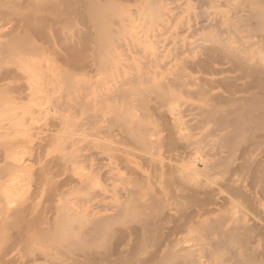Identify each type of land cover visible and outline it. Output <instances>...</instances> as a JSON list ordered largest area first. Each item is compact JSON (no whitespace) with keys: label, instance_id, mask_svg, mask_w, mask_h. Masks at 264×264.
Returning a JSON list of instances; mask_svg holds the SVG:
<instances>
[{"label":"rangeland","instance_id":"374dc122","mask_svg":"<svg viewBox=\"0 0 264 264\" xmlns=\"http://www.w3.org/2000/svg\"><path fill=\"white\" fill-rule=\"evenodd\" d=\"M85 1L87 2V0H0V76L3 73V75L9 74L5 78H0L1 264L8 262L14 264H136L137 261H131V256L134 250L137 251V248L139 250V252L137 251L139 262L137 264H144L142 262L146 255L149 257L148 252L151 253V249L154 252L160 236L169 228L167 225L171 226L177 222V217L181 212L183 214L187 208L189 211L190 208L193 209L194 205L204 203L201 197L204 198L211 189L213 193L228 188L235 189L234 183H237V187L240 186L238 188L241 191L244 187V198L247 192L255 190L253 182L258 178L257 171L260 162L264 163V151H261L264 149V77L259 74L245 76L243 73L235 71L236 68L234 69L232 64L224 63L221 64V67L224 66L225 70L222 71L220 65L218 66L219 71L222 72H216L214 75L211 73L198 74L200 77L206 78L213 75L222 81V83L219 80L216 82L218 87L214 91L220 87L223 88L221 91L225 90L230 84L232 93L225 90L228 92L227 96L233 97L235 96L233 93L238 92L237 94H250L252 99L244 105L239 102L241 99L231 98V96L227 98L226 92L225 94L220 92L218 93L220 96L223 93V96L226 97L222 96L224 100L195 97L190 99L188 104H183L182 101V108L186 107V109L181 108L183 113L180 112L181 114L176 115V120L184 121L183 123L178 121L183 124H180L181 129L179 130L175 126V119L167 113L164 105L160 102L146 100L149 103L143 105V103L138 104L140 102L135 100L138 102L137 105L134 104L135 101H131L134 100L131 96V98L126 97L131 99L127 101L115 93L118 91V87L115 89L118 83L123 82L125 86L127 81H131L128 79L133 78L134 73L132 72L136 70L139 72L138 69L147 66V63L152 64L153 58L158 54L161 55H159L160 57H164L159 59L166 58L167 61L170 57L172 58L169 61H173L177 55H180L181 58L185 57L184 59L187 56L192 61L193 58L202 59L206 53L215 51L217 47L216 51L224 52L229 48V50L241 49V47L244 49L243 46L248 44L250 36L263 38H261L263 41L257 59L264 68V0H230V2L229 0H220L221 3H218V7L216 5L214 10L216 14L218 13L220 21L226 19L222 25H228L227 23L230 21L235 25L238 22H243L242 19L254 20V22L258 20L259 27L257 28V24L252 26L255 30L253 28L251 30L248 26V28L241 27L242 29L237 30L236 34L234 30L233 35L228 31L221 33V29L217 30L218 32L216 30L211 32L213 29L206 31L199 28L198 32L195 29L197 33H194V29L188 30L189 32L182 29L180 32L178 29L181 27H178L177 30L176 28L174 30L176 34L172 31V27L167 23L169 21L171 23V19H176V17L177 22L181 18L185 19L186 16H188L187 21L189 17L194 18L193 15L196 14L195 11H198L201 4L200 0H196L198 4L194 0L196 5L194 2H188L189 0L187 3L186 0H181L184 3L178 4L180 0H177L178 5L173 7L171 5H175L174 1H172L174 4L166 2L167 6H165V4L162 5V0H143L144 2L142 0H98L102 3V6L98 5V8L103 7V10L106 11H102V13L110 14L107 15L111 16V21L110 19L109 21L113 23V29L122 25L121 28L119 27L120 30L117 29L120 33L117 34L115 30L117 36H113L119 42L113 39V44H105L107 46L100 43L104 48L106 47L104 51L110 56L109 61L106 56L105 60L100 55L103 48L98 44L96 34L98 32L96 30L94 32L96 27L92 21L94 17L97 21L100 19V15H105L96 10L97 6L96 9L94 8L95 13L93 12L94 14L91 15V11L88 10L91 7L89 1L92 0L87 2L89 8ZM153 1L155 5L151 3ZM168 3H171L169 4L170 8L176 9H173L174 13L172 9H169ZM180 6L184 8L180 9ZM156 7H160L158 10L162 12L161 14L158 10H153ZM195 8L197 10H194ZM162 9L163 11L168 9L167 19L170 18L168 17L170 11H172L171 14H175L174 17L170 14L171 18L168 21L165 16H161L167 14V11L163 12ZM177 11L180 13H176ZM153 12L155 15L159 13L154 17ZM222 13L224 14L222 15ZM185 20L178 22L180 24L172 22L174 25L181 26L183 22H186ZM162 22L167 24L166 27ZM115 23L120 25L115 26ZM163 26L164 29L167 26L170 29L163 30ZM87 30H90V33ZM151 32L152 34H150ZM161 34L165 37L162 38L163 40L161 39L163 43L160 40ZM216 35L217 37L219 35V38L215 37ZM10 36L11 38L7 39ZM212 37L218 40H214ZM141 39L144 43L141 42ZM175 40L182 45L180 44L181 46L178 45L176 48L173 43ZM220 40L219 45L218 41ZM157 43L159 45H156ZM188 43L189 46H186ZM152 45L159 49L147 48ZM125 46L126 48L123 50ZM166 47L167 49H165ZM223 48L225 50H222ZM158 50H161L162 54ZM176 51L179 52L176 53ZM137 52H143L144 56ZM102 53L104 54V52ZM146 55L150 56L147 58ZM101 57L104 63L106 61V64L103 65L100 62L103 61L100 60ZM156 57L158 58V56ZM180 57L177 56V58ZM138 58L143 60L146 58V60L143 62ZM127 75L131 76L128 78ZM134 76L136 75L134 74ZM201 79L203 78L201 77ZM220 83L222 86L219 87ZM112 91L118 98L115 94V96L113 95ZM104 96L107 98L105 99ZM125 101L126 103H124ZM193 105L195 108H192ZM200 107L217 108L219 114L210 120L204 117L202 119V115L195 117V111ZM143 114L148 115L147 117L150 118V121L152 120V125L156 129L152 127L149 120V122L146 120L144 126L151 125L147 128L151 129L152 127V131H155L152 140L143 141L137 137L140 136L137 130L140 131L139 129L144 128V126L141 128L139 126V129H136V124L145 121L142 117ZM138 115L142 118L141 122L136 123ZM190 123L197 125L191 124V127ZM174 142L179 145L176 146L178 147L176 150H174V145L170 146V143ZM255 142L260 143L259 148H255ZM96 147L105 149V153L108 152V155L110 154L117 161V164H114L117 166L108 167L113 163L104 164V161L108 162V160L102 161L98 158L103 163L102 166L107 167V169L103 167L107 172L103 173L104 170L98 168L101 163L98 162V159L96 160V154L93 153ZM124 155L130 158V165H125L126 167L122 166L120 162V157ZM176 157L182 159L179 161L182 164L174 162ZM158 158L165 161L164 169L160 166L159 160H156ZM218 161H223V163L219 164ZM205 162H216L219 167L208 171L209 173L207 172L206 175L202 172V174H191L190 170L184 167L192 166L191 164L201 166ZM129 166L133 169L127 168ZM175 181L178 183L176 184ZM261 181L264 183V180ZM260 182L258 181L256 186L259 184L261 186ZM124 187L127 191L134 190L136 194L132 193L133 191L127 194ZM179 188L182 190L179 191ZM261 192L259 193L262 195ZM167 194L171 196L174 203L166 207L164 212L156 213L152 217L156 219H154L156 223L154 221L150 231L146 232L149 240L143 233V223L149 216L148 205L153 203L155 206L165 201ZM215 194L214 198L217 196L215 200L224 199L218 197L225 195L224 192ZM136 199L140 200L142 207L144 206L142 210L131 211L128 207L129 211L122 209L123 206L126 209L125 205L132 204ZM103 201L106 204H103ZM213 205L215 203H210L209 207ZM197 206L194 209L202 207V205L201 207ZM241 207L243 208L242 204ZM241 207L239 206L237 209H242ZM237 209L225 206L222 212L223 216L226 214V218H230V215L236 214L238 217L240 210L236 211ZM245 210L244 208L243 211ZM259 210L257 209V211ZM242 213L241 211V216ZM259 213L262 215H259L260 219L264 218V213ZM170 219L171 224H169ZM99 221L100 223H98ZM262 223L264 225V219L259 220L261 226ZM50 226L53 227L51 229L56 232V235H53L55 234L53 230H48ZM57 232H59L58 235ZM186 232L188 235L191 234V230L188 228L185 229V233L181 234L185 235ZM51 233L53 234L51 235ZM243 234L248 240L250 234L242 233L243 238L238 237V244L242 240L240 245L243 244V249H247L248 246V250H250L253 247L252 242L255 241H251L249 237L248 241L251 242L247 243ZM188 235L182 239L189 240L188 237L193 236L194 238L195 236ZM144 237L147 244L144 242ZM262 242L264 244V241ZM151 243L154 245L150 249ZM235 244H232L235 245V250H237L236 247L240 248L237 242ZM135 245H137L136 248ZM232 245L230 246L232 247ZM229 248H227V252ZM198 249L200 251L203 248L198 247ZM203 250L207 252L205 249ZM226 251L221 255L217 254L223 257ZM228 255L226 253L223 260H230ZM214 256L217 258L216 264L220 261L222 264V258L218 260L217 255ZM140 258H144L142 262H140ZM225 262L227 264L229 261ZM233 262L230 263L234 264ZM237 262L235 263L239 264ZM248 262L246 264H250ZM211 263L213 264V261Z\"/></svg>","mask_w":264,"mask_h":264},{"label":"bare ground","instance_id":"6f19581e","mask_svg":"<svg viewBox=\"0 0 264 264\" xmlns=\"http://www.w3.org/2000/svg\"><path fill=\"white\" fill-rule=\"evenodd\" d=\"M95 1H97V2H99V3H97V2H95ZM133 1V0H132ZM135 1V0H134ZM137 1V0H136ZM163 1H165V3H163ZM172 1H174V3L177 1V0H162V5H164L165 4V6H167L166 5V2H172ZM184 1V0H183ZM221 1H223V0H221ZM221 1L219 0V2H218V0H200L199 2L201 3L200 4V6H199V9H198V11H195V13H194V11H193V13L195 14V15H193L194 16V18L192 17V15H191V17H192V19L189 17L188 18V21H187V17L188 16H186V22H183V23H185V24H181V26H179V25H174V23L175 24H177L178 22H182V21H184L182 18H181V20L179 21L178 20V22H177V17H176V19L175 18H172L171 20L174 22H172L171 21V23H173V25H171V23H170V18H171V16L172 17H174V15L173 14H171L172 13V11H170V14H171V16H170V14H169V16L168 17H170V18H168L167 19V15H168V9L166 10L167 11V14L165 15H161V16H165V18L169 21V23H167L168 25L170 24V26L172 27L171 29H172V31H174L175 30V28H176V30L178 29V27L180 28L181 27V29H178V31L180 30V32H181V30L182 29H184V30H186L187 32H189V31H191L192 29H196L197 30V32H198V30H199V28L201 29V30H206V31H208L207 29H213V30H211V32L213 31H219L220 29V31H221V33L222 32H226L227 33V31L230 33H232L234 30V32H235V34L237 33L236 31L237 30H241L242 28H244V27H249L250 29L251 28H253L254 26L253 25H255V24H257L258 23V20H255L256 22H254V20H244V19H242L243 20V22H238L237 24H235L234 25V23H231V21H230V23H227L228 25H222L223 24V21H225V20H223V21H220L221 19H219L220 17H218V13L216 14V11L214 10L215 9V6L216 7H218V3L220 4L221 3ZM87 2H88V0H87ZM86 1H85V3H86V6L88 5V3H87ZM91 2H93V3H91ZM89 1V6H91L90 8H89V12L91 11V15H92V13L94 12V10L96 9L95 7L97 6V8H98V5H100V6H102V3H100V1H98V0H92V1ZM142 2H144L143 0H142ZM148 2V1H147ZM147 2H145V3H147ZM178 2V1H177ZM177 2L175 3V5H171V7H173V6H176V5H178L179 3H184V2H181V0L178 2V4H177ZM188 2H190V3H193L194 2V0L193 1H191V0H189ZM195 2H196V0H195ZM194 2V3H195ZM229 2H230V0H229ZM228 2V3H229ZM95 3V4H94ZM141 3V2H140ZM152 4L154 3V5H155V2L153 1V2H151ZM173 2H172V4H174ZM186 3H187V0H186ZM197 4H198V2H196ZM196 3H195V5H196ZM169 4H171V3H168V7L170 6ZM153 5V6H154ZM181 5H184V4H181ZM194 5V4H193ZM186 6V5H185ZM198 6H196V7H198ZM86 7V8H87ZM227 7V6H226ZM229 7V6H228ZM87 8V9H88ZM92 8V9H91ZM95 8V9H94ZM101 7H99L98 9H100ZM155 8V7H154ZM153 8V10H158V9H160V7L158 8V7H156V9H154ZM161 8H162V6H161ZM177 8V7H176ZM180 9H183L182 8V6H180L179 7ZM186 8V7H185ZM98 9H96L97 11H99V12H101L102 13V11H104V12H106L105 10H103V7L100 9V10H98ZM169 9H172V8H170L169 7ZM173 9H175V8H173ZM172 9V10H173ZM93 10V11H92ZM176 10V9H175ZM194 10H197L196 8L194 9ZM159 11V10H158ZM162 11H163V9H162ZM166 11H163V12H166ZM180 11H182V10H180ZM184 12H185V10H183ZM104 12L102 13L103 15H105V16H101L100 15V19H97V21L95 20V17L93 18V24H95V29H94V32H98V33H96L97 34V36H98V44H100V43H103L104 45L105 44H107V45H111V43L113 42V39H114V41H118V40H116L114 37H116L117 36V34H119L120 32L117 30V29H119V27L120 26H122V25H118V24H116L115 26H119L118 28H115V29H113V23H111L110 21H111V16L109 17L108 15H110L109 13H105L104 14ZM160 12V11H159ZM158 12V13H159ZM192 12V11H191ZM95 13V12H94ZM93 13V14H94ZM157 13V14H158ZM162 12H160V14H161ZM173 13H174V10H173ZM176 13H178V11L176 12ZM180 13V12H179ZM178 13V14H179ZM156 14V15H157ZM178 14H176L177 16H178ZM224 13H222V15H223ZM107 15V16H106ZM153 15H154V17L156 16L155 14H154V12H153ZM221 15V14H220ZM94 16V15H93ZM225 16H226V14H225ZM99 17V16H98ZM103 19H102V18ZM107 17H108V19H107ZM158 17V19H159V16H157ZM253 17H255V16H253ZM106 18V19H105ZM165 18H164V21H165ZM179 18V17H178ZM109 19H110V21H109ZM156 20H158L157 18H155ZM174 19V20H173ZM248 19V18H247ZM255 19V18H254ZM257 19H258V17H257ZM104 20H108L107 22H110V23H107L106 21H104ZM230 20V19H229ZM95 21V22H94ZM161 21H162V19H161ZM238 21V20H237ZM160 22V21H159ZM166 22V21H165ZM164 22V23H165ZM222 22V23H221ZM229 22V21H228ZM161 23V22H160ZM159 23V24H160ZM163 23V22H162ZM163 23V24H164ZM109 24H112V25H109ZM162 24V25H163ZM166 24V25H167ZM178 24H180V23H178ZM229 24H231V25H234V26H231V25H229ZM108 25V26H107ZM165 25V24H164ZM166 25H165V27H166ZM110 26V27H109ZM161 26V25H160ZM173 26H176V27H173ZM253 26V27H252ZM112 27V28H111ZM169 26H167V28H165L164 29V26L162 27L163 28V30H166V29H170V28H168ZM242 27V28H241ZM247 27V28H248ZM259 27V25L257 24V28ZM121 28V27H120ZM174 28V29H173ZM156 29H157V27H156ZM254 29V28H253ZM96 30V31H95ZM115 30H116V33H115ZM120 30V29H119ZM153 30V29H152ZM162 30V29H161ZM189 30V31H188ZM196 30L194 31V33H197L196 32ZM247 30V29H246ZM252 30V29H251ZM255 30V29H254ZM118 31V32H117ZM158 31V30H157ZM205 31V32H206ZM210 31V30H209ZM217 31V32H218ZM87 32L88 33H90V30H87ZM166 32H168V31H166ZM175 32V34H176V31H174ZM217 32H215L216 34H218ZM251 32V31H250ZM156 33V32H155ZM186 33V32H185ZM193 33V32H192ZM191 33V34H192ZM207 33V32H206ZM150 34H152V32L150 33ZM158 34H159V32H158ZM164 34H165V32H164ZM174 34V35H175ZM184 34V33H183ZM211 34V33H210ZM116 35V36H115ZM143 35H146V34H143ZM162 35V37L160 38V40L162 39V38H165L164 37V35L163 34H161ZM181 35V34H180ZM212 35H214V34H212ZM219 35H220V33H219ZM219 35H218V37H217V35L215 36V37H217V38H219ZM232 35H233V33H232ZM258 35H260V34H258ZM96 36V35H95ZM97 36H96V39H97ZM114 36V37H113ZM119 36V35H118ZM152 36V35H151ZM179 36V35H178ZM182 36V35H181ZM262 36H263V34H262ZM112 37V38H111ZM159 37V36H158ZM170 37H172V36H170ZM188 37V36H187ZM215 37H212L214 40L216 39V40H218L217 38H215ZM221 37H222V35H221ZM220 37V38H221ZM231 37H233V36H231ZM251 38H249V40H248V44L246 45V46H243V47H245L244 49H242V47H241V49H231V50H225L224 48L222 49V50H225V52L224 51H216L217 49H218V47H217V49L214 51H212V52H209V53H206L203 57H202V59L201 58H191L192 59V61L190 60V58L189 57H187L186 56V59H184L183 58V56H182V58L180 57V55H177V56H179L180 58H177V56H176V54H175V56H176V58L174 59V57H173V61H169L170 60V58H172V57H170L169 58V62L166 60V58L163 60V59H159V58H162V57H160L161 55L160 54H158V55H156V56H158V58L155 56L154 58H153V61H152V58L150 57V60L152 61L151 63L152 64H150V63H147V61H146V63L148 64L147 66H145V67H143L142 69L141 68H137L138 69V71L139 72H137V70L135 71V72H132V73H134L136 76H134V74L132 75L133 76V78L131 77V78H129L130 76H128V80H130L131 79V81H124V82H126L125 83V86H124V83H123V85H122V83H118L116 86H115V89L118 87V91L117 92H115L116 94H118V96H120L121 97V99H127L126 97H132V98H134V100L132 99H127V101L128 100H131L132 102H134L135 100L136 101H138V102H140V103H138V102H136V103H134V104H141V103H143V105H144V103L146 104V103H149V102H147L146 100H154V101H157V102H160L162 105H164V107H165V110L167 111V113L168 114H171L172 115V117H173V119H175L174 120V122H175V126L177 127V129L179 130V129H181L180 128V124H182L184 121H182V119H181V121H182V123H179V122H181L180 121V119L179 120H176L177 118H176V115H179L178 113H180L181 112V108H182V105H181V102L184 104V103H187L188 104V102H190V99L192 100L193 98H195V97H197V98H203V97H210V99L211 98H217L218 100L220 99V100H224V98H230V94H228V95H230V96H227V93L228 92H226L225 90H227V91H230V88H231V85L229 84V86L228 85H226V86H228L225 90H222L221 91V88L222 87H220V86H222L221 85V83H222V81L220 80V79H216V77L215 76H213L216 72H220L219 71V67L222 69V71H223V69L225 70V68H224V66L223 67H221V64L222 63H224V64H229V65H231L232 64V66H234V69H235V71H237V72H239V73H243L245 76H253V75H257V74H259L261 77H264V68L260 65V63H259V61H258V59H257V55H258V51H259V48H260V45H261V42L263 41L261 38H260V36H258V37H254V36H250ZM9 38H11V36L10 37H7V39H9ZM151 38V37H150ZM179 38V37H178ZM145 39V38H144ZM169 39V38H168ZM172 39V38H171ZM182 39V38H181ZM190 39V38H189ZM226 39H227V37H226ZM226 39L224 38V40H225V42H226ZM231 39H233V38H231ZM110 40H111V42H110ZM163 40V39H162ZM161 40V43H163V41ZM170 40V39H169ZM173 40V39H172ZM223 40V41H224ZM230 40V39H229ZM147 41H148V39H147ZM155 42L157 41V40H154ZM159 41V40H158ZM190 41V40H189ZM191 41H193V40H191ZM228 41V40H227ZM96 42H97V40H96ZM107 42V43H106ZM119 42V41H118ZM121 42V41H120ZM130 42V41H129ZM141 42H143V40L141 39ZM171 42V41H170ZM169 42V43H170ZM178 41L177 40H175V42H173L174 43V45H175V47L177 46L178 47V45H180L181 43H177ZM219 42V45H220V42H221V40L220 41H218ZM115 43V42H114ZM132 43V42H131ZM144 43V42H143ZM160 43V45H162ZM169 43H168V45H169ZM172 43V42H171ZM182 43H184V42H182ZM190 43V42H189ZM189 43H188V45L186 44V46H189ZM193 43V42H192ZM194 43H196V42H194ZM224 43V42H223ZM223 43H221L222 45H223ZM97 44V45H98ZM103 44H100V46H102ZM113 44V43H112ZM124 44V43H123ZM123 44H121V45H123ZM134 44H135V42H134ZM138 44V43H137ZM146 44V43H145ZM152 44V43H151ZM107 45H105V46H107ZM149 45V44H148ZM156 45H159V43H157ZM182 45V44H181ZM180 45V46H181ZM99 46V45H98ZM124 46V45H123ZM122 46V47H123ZM184 46V45H183ZM216 46H218V45H216ZM225 46V45H224ZM134 47V46H133ZM153 47V45L151 46V47H147V48H152ZM155 47V46H154ZM153 47V49H155ZM160 47V46H159ZM175 47H173V48H175ZM176 47V48H177ZM220 47V46H219ZM221 47H223V46H221ZM103 48V49H102ZM102 48H100V49H102V51H100V55L104 58L105 56L107 57V60H108V58L110 59V56H108V54L107 53H105V51L104 50H106V47L104 48V46H102ZM118 48H119V46H118ZM126 48V46L123 48V50ZM136 48V47H135ZM158 48V47H157ZM157 48H156V50H157ZM175 48V50H178V49H176ZM188 48V47H187ZM216 48V47H215ZM226 48V47H225ZM133 49V48H132ZM139 49V48H138ZM138 49H136V50H138ZM144 49V48H143ZM152 49V50H153ZM159 49V48H158ZM161 49V48H160ZM165 49H167V47L165 48ZM186 49V48H185ZM191 49V48H190ZM189 49V50H190ZM196 49V48H195ZM221 49V48H220ZM123 50H122V52H123ZM140 50V49H139ZM155 50V51H156ZM179 50H180V48H179ZM183 50V49H182ZM188 50V49H187ZM193 50V49H192ZM212 50V49H211ZM126 51V50H125ZM143 51V50H142ZM159 51V50H158ZM157 51V52H158ZM161 51V50H160ZM159 51V53H161ZM166 51V50H165ZM170 51H172V50H170ZM183 51H185V50H183ZM191 51V50H190ZM194 51V50H193ZM102 52H104V54L102 53ZM107 52V51H106ZM162 52H164V51H162ZM179 52V51H178ZM177 51H176V53H178ZM197 52V51H196ZM128 53V52H127ZM138 53V52H137ZM140 54H141V56H144V55H142L143 54V52L141 53V52H139ZM138 53V54H139ZM148 54H150L149 52H147ZM153 53V52H152ZM169 53H171V52H169ZM183 53V52H182ZM192 53V52H191ZM205 53V52H204ZM203 53V54H204ZM107 54V55H106ZM139 54V55H140ZM156 54V53H155ZM162 54V53H161ZM174 54V53H173ZM181 54V53H180ZM193 54V53H192ZM160 55V56H159ZM164 55V54H163ZM172 55V54H171ZM182 55V54H181ZM129 56H130V54H129ZM147 56V55H146ZM150 56V55H149ZM149 56H147V58L149 57ZM168 56H169V54H168ZM174 56V55H173ZM192 56V55H191ZM101 57V58H102ZM103 58L102 59H100V60H103ZM132 58V57H131ZM136 58V57H135ZM164 58V57H163ZM187 58H188V60H187ZM105 60H106V58H104ZM139 59V58H138ZM198 59H200V60H198ZM133 60V59H132ZM139 60H142L143 62H144V60H146V58L143 60V59H139ZM149 60V59H148ZM109 61V60H108ZM167 61V62H166ZM100 62H102V64L104 65V64H106V61H105V63H104V60L103 61H100ZM150 62V61H149ZM140 63V62H139ZM144 65H145V63H143ZM141 65V64H140ZM220 65V66H219ZM223 65V64H222ZM219 66V67H218ZM129 67V66H128ZM137 67V66H136ZM140 67H142V66H140ZM131 68V67H130ZM129 68V69H130ZM228 68H229V66H228ZM230 68H231V66H230ZM131 69H135L134 67L133 68H131ZM221 71V72H222ZM123 72H124V70H123ZM122 72V74H124ZM137 73V74H136ZM200 73H211V74H213L211 77H204V76H201L203 79H201V77H200ZM4 74V73H3ZM3 74H1V76H0V78H5L6 76H9V74L8 73H5V75H3ZM121 73H120V75H122ZM131 74V73H130ZM198 74H200V75H198ZM3 75V76H2ZM242 75V74H241ZM123 76H125V75H123ZM121 78H122V76H121ZM116 79H117V77H116ZM204 80V81H201V80ZM118 80H119V78H118ZM218 80H219V82L221 81V83L219 84V87L220 88H217L218 90H219V92H217V91H214L215 90V88L216 87H218V85H216V82H218ZM117 81V80H116ZM120 81V80H119ZM126 84H127V86H126ZM120 85V86H119ZM122 85V86H121ZM113 86V87H114ZM155 86V88H152V87H154ZM115 89H113L114 91H116ZM223 89V88H222ZM229 89V90H228ZM231 90H232V88H231ZM234 90V89H233ZM236 91V90H235ZM220 92H223L224 94H225V92H226V97L225 96H223L224 94L222 93L221 95L224 97H222V96H220V94H218V93H220ZM234 92V91H233ZM111 93V92H110ZM112 93H113V95L115 94L113 91H112ZM229 93H232V91H230ZM238 92H234L233 93V95H235V96H231V98H237V99H241V101H239L240 103H243L244 105L249 101V100H251L252 98V96L250 97V94H246V93H240V94H237ZM102 94V93H101ZM115 94V95H116ZM114 95V96H115ZM118 96L116 95V97L118 98ZM125 96V97H124ZM101 97V96H100ZM102 97H103V94H102ZM105 97V96H104ZM119 97V98H120ZM123 97V98H122ZM130 97V98H131ZM107 97H105V99H106ZM113 98V97H112ZM184 98V100H181V99H183ZM189 98V100L187 101V99ZM221 98H223V99H221ZM102 99V98H101ZM185 99H186V102H185ZM104 100V99H103ZM114 100V99H113ZM124 101V100H123ZM116 103V102H115ZM124 103H126V101L124 102ZM132 104V103H131ZM137 104V105H138ZM135 106V105H134ZM147 106V105H146ZM191 106V105H190ZM199 107V106H198ZM144 108V107H143ZM186 109V107H183L182 109ZM192 108H195L194 107V105H193V107ZM197 109V108H196ZM189 110V109H188ZM187 110V111H188ZM184 111V110H183ZM190 111H191V109H190ZM136 112V111H135ZM181 113H183V112H181ZM180 113V114H181ZM195 113L196 114H194V115H196L195 117H197V115H202V119H203V117L204 118H206L207 120H210V119H213V117H215L217 114H219V109H217V108H214V109H212V108H208V107H200L197 111H195ZM140 114V113H139ZM135 115V114H134ZM137 115V114H136ZM135 115V116H136ZM140 115H142V113L140 114ZM146 116V114H143V120L145 119V121H142L141 122V116L139 117V115L137 116V118H136V123H138V122H141L142 123V125H140V124H136L137 125V127H136V129H139V126H140V128H141V126H144V124H146L145 122H147L148 120L150 121V118L149 117H147L146 116V118H145V116ZM184 115V114H183ZM182 116V115H181ZM185 116V115H184ZM148 118V119H147ZM183 118V117H182ZM138 119V120H137ZM140 120V121H139ZM147 120V121H146ZM183 120H185V119H183ZM148 121V122H149ZM152 121V120H151ZM150 121V123H151V125L153 124L152 122ZM179 121V122H178ZM144 122V123H143ZM149 123V124H150ZM188 123V122H187ZM192 123H190L189 124V126H191L192 127V125L193 126H196L197 124H192ZM147 125H148V123H147ZM151 125H148L147 127H149V126H151ZM183 125V124H182ZM182 125H181V127H182ZM146 126V125H145ZM144 126V128H142V129H139L140 131H138L137 130V132H138V134H140V136H137V137H139L141 140H143V141H147L148 139H150V140H152V138H153V136L155 135L154 134V132L155 131H152V129L154 128L155 129V127H154V125H152V127H151V129L150 128H147V127H145ZM146 128V129H145ZM183 128V127H182ZM156 130V129H155ZM129 133H131L130 131H129ZM173 142V141H172ZM174 145V146H173ZM178 144H176L175 142L172 144V143H170V146H173L174 147V150H176V148H178V147H176ZM254 145H255V148H259L260 147V143L259 142H255L254 143ZM179 146V145H178ZM172 147V148H173ZM98 148V150H96ZM105 149H101V147H100V149H99V147H96L94 150H93V153L94 154H96V157H94V158H96V160L99 158V159H102V161L103 160H108V162L107 161H104L105 163L104 164H111V163H113L112 165H110V166H108V167H115V166H117V165H115L114 166V164H117V161L115 160V159H113L112 158V156L109 154L108 155V152H107V154L105 153V151H104ZM96 151V152H95ZM261 151H264V149H262ZM92 153V154H93ZM128 154V153H127ZM94 156V155H93ZM98 159V162H100L101 163V160H99ZM120 162L122 163V166H128V164L130 165V158L127 156V155H124V156H122V157H120ZM156 160H159V164H160V166L162 167V169H164V167H165V161L163 160V159H161V158H158V159H156ZM182 159L180 158V157H176V160L174 161L176 164L177 163H179V164H182L181 162H179V161H181ZM263 160H264V158H263ZM219 162V164L220 163H223V161L222 162H220V161H218ZM100 163H97V164H99L100 165ZM102 164L103 163H101V165L98 167V168H102L103 169V167H105V169H107V167L106 166H102ZM124 164V165H123ZM218 163H208V162H205V163H202L201 164V166H198V165H196V164H191L192 166H188V165H186V166H184V167H186L188 170H190L189 172L191 173V174H193V173H195V174H198V173H205V175L207 174V172L209 171H213V170H215V167H219V164L217 165ZM222 166H223V164H221ZM220 165V166H221ZM102 166V167H101ZM125 166V167H126ZM139 166V165H138ZM127 168H131V169H133L131 166H129V167H127ZM140 168H141V166H140ZM214 168V169H213ZM101 169V170H102ZM105 169H103L104 170V172L103 173H107V172H105ZM110 169V168H109ZM108 169V171H110ZM180 169V168H179ZM183 169V168H182ZM182 169H180V170H182ZM102 170V171H103ZM100 171V170H99ZM107 171V170H106ZM112 171H113V169H112ZM111 171V172H112ZM184 171H185V168H184ZM187 172V171H186ZM208 172V173H209ZM109 173V172H108ZM201 173V174H202ZM108 175H110V173L108 174ZM107 175V176H108ZM257 177L259 178H257V182L256 181H254L253 183L255 184H253L254 185V187H253V185H251L252 187H253V189L255 188V190H252V192H250V193H246V196L243 198V196L245 195V193H244V191H243V189H244V187H243V189H242V191L241 190H239L240 188H238V187H240V186H236V184L237 183H234V185L231 183V185H233L234 186V188L235 189H226V190H224V191H218V193H216L215 192V190H214V192L216 193V194H222L223 192H224V194L225 195H220V196H218L219 197V199L222 197V198H224L223 200H215V198L217 197V196H215V198H214V194L215 193H213V191H212V189H211V191H209V193L211 192V194H209L208 193V191H205V193H208V194H206L205 196H204V198L203 197H201L202 199L201 200H203L204 201V203H199V204H196V205H200V207H201V205H202V207L201 208H198V209H194V207L196 208V205H194V207H193V209L192 208H190L191 210H189V211H187L189 208H187L184 212L185 213H183L182 214V212L180 213V215L178 216V215H176V216H178L177 217V222H173L174 224L173 225H167V226H169V228L164 232V233H162V236H158L159 238H160V240H159V238H158V240L159 241H157V243H158V245L155 247L156 249L154 250V252H152L153 250L151 249V247H153V245L154 244H152V243H154L153 241H151L152 243V246L151 245H149L150 247V249H151V253H149L148 251V256L149 257H147V255H146V257H145V262L143 261L142 262V260L144 259H141L140 258V262H142V263H144V264H212L211 263V261H213V264H216V262H217V258L214 256V255H217V257H218V260H219V258L221 259V260H223V257L225 256V254L227 253V255L229 256V258H230V260L232 259V261H234L233 263L234 264H236L235 262H237L238 260H239V262H237V263H243L244 264V262H248V263H250V264H264V244H262L263 242L262 241H264V225H263V223H262V226H263V228H262V226L259 224V220H261V219H264V218H262L261 217V219H260V217H259V215L261 214V213H259V212H263L264 213V196H263V194H264V191H263V188H264V185H262V184H264V183H262L263 181H261L260 182V180H264V163H261L260 162V166H259V168H258V171H257ZM261 178V179H260ZM235 180V179H234ZM253 180V179H252ZM258 181L260 182V183H262L261 184V186H260V184H259V186H256V185H258V184H256V183H258ZM176 182V181H175ZM174 182V183H175ZM256 182V183H255ZM173 183V182H172ZM171 183V184H172ZM178 183V181L176 182V184ZM243 184V183H242ZM177 186V185H176ZM232 186V187H233ZM250 186V185H249ZM258 188L259 187V189H256V187ZM263 186V187H262ZM177 187H179V185L177 186ZM238 190H237V189ZM249 188V187H248ZM262 188V190L261 191H263V192H261L260 191V189ZM124 189V191H127L126 190V188L124 187L123 188ZM175 189V188H174ZM221 189V188H220ZM250 189V188H249ZM252 189V188H251ZM179 191L180 190H182L181 188H179L178 189ZM259 190V191H258ZM131 191H133L132 193H135V191L134 190H128L126 193L127 194H129V193H131ZM259 192H261V193H263L262 195L259 193ZM204 193V194H205ZM136 194V193H135ZM176 194V193H175ZM215 194V195H216ZM226 197V198H225ZM242 199V200H241ZM248 200V201H247ZM101 201V200H100ZM209 202V203H208ZM101 203V202H100ZM106 204V202H104L103 201V204ZM173 200H172V198H171V196L169 195V194H167L166 195V198H165V201H163V202H160L158 205H155V206H153V203H151V204H149L148 205V214H149V216H148V218H147V220L143 223V233L144 234H146V232L148 233V231H150V229L152 228L151 226L153 225V222L156 220L155 218V220L152 218L153 216H155V214L156 213H162V212H164V210H165V208L166 207H168V206H170V205H173ZM214 204L215 203V205H213L212 207H209V204ZM103 204H99V205H103ZM108 204V203H107ZM208 204V205H207ZM241 204L243 205V208L241 207ZM109 205V204H108ZM106 206V205H105ZM126 206V209H124L125 207L123 206L122 207V209L123 210H126V211H129V210H131V211H136V210H138V211H140V210H142L143 208H144V206L142 207V205L140 204V200L139 199H136L135 201H133L132 202V204H130V205H125ZM197 206V207H198ZM225 206H231L232 208H234V209H237L239 206L244 210V208L246 209L245 211H246V213H245V211H243L242 209H237L236 211H238V210H240L239 211V213L241 214V211L243 212L242 213V216L239 214V216L238 217H236V214H234V215H230L231 217L229 218H226V214L223 216V214L224 213H222L223 212V208L225 207ZM110 207H111V205H110ZM127 207H128V209H127ZM99 208V207H98ZM107 208H108V206H107ZM120 208V207H119ZM23 209V208H22ZM101 209V208H100ZM257 209L259 210V211H257ZM104 210V209H103ZM261 210H263V211H261ZM23 211V210H22ZM258 212V213H257ZM23 214V213H22ZM179 214V213H178ZM182 214V215H181ZM173 215V214H172ZM172 215H171V219H172ZM174 216V215H173ZM176 216H175V219H176ZM228 216V215H227ZM232 216H235L236 218H233ZM260 216H262V215H260ZM264 216V215H263ZM170 217V216H169ZM171 219L169 220V222L171 221ZM103 221H105V220H103ZM173 221V220H172ZM98 223H100V221L98 222ZM155 223H156V221H155ZM158 223V222H157ZM172 222H170L169 224H171ZM101 225H103V224H101ZM261 227H260V226ZM51 227L52 226H50V227H48V230L50 231V230H53V229H51ZM53 228V227H52ZM187 228H188V230H191V234L190 235H195L194 236V238H193V236L191 237L190 235H188L187 234V232H186V234L184 235V234H181V233H185V229L187 230ZM191 228V229H190ZM193 229V230H192ZM162 230V229H161ZM58 231V230H57ZM184 231V232H183ZM193 231H195V233H193L192 234V232ZM53 232L55 233V234H53V233H51V235L53 234V235H56V232L53 230ZM162 232V231H161ZM58 233L59 232H57V235H58ZM188 233H189V231H188ZM242 233H248V234H250L249 236H248V240H249V237H250V239H251V241H255V242H252V248L250 249V250H248V246H247V244H244L245 246H247V249L245 248V249H243V244H241L240 245V242L242 241V240H240L239 241V244H238V237H240V239L241 238H243L241 235H242ZM144 234H143V236H144ZM181 234V235H180ZM159 235H160V233H159ZM183 235V236H182ZM186 235H188V236H190V237H188V238H193L191 241H190V239L189 240H185V239H182V238H185V236ZM147 236V234L145 235V237ZM243 236H244V239H245V235L243 234ZM145 237L143 238L144 239V242L146 241V239H145ZM149 236H147V238H148ZM187 237V236H186ZM187 238V239H188ZM247 238V237H246ZM149 239V238H148ZM148 239H147V241H148ZM253 239V240H252ZM150 240V239H149ZM157 240V239H156ZM245 240H247V239H245ZM245 240H243V241H245ZM246 241L247 243L248 242H251V241ZM191 243H190V242ZM237 242V244H238V246H240V248L238 247H236V249L237 250H235V243ZM146 244H147V242H145ZM144 243V245H146ZM149 243V242H148ZM242 243V242H241ZM255 243V245H253ZM156 244V243H155ZM232 244H235V245H232ZM199 245V246H198ZM230 245H232V247L230 246ZM204 246V247H203ZM237 246V245H236ZM137 247V245H135V248ZM198 247L200 248V247H202L203 249H205L207 252H205L203 249L201 250L200 249V251H198L199 249H198ZM232 248L231 250L233 251V250H235V251H233V252H231V253H228L229 251H231V250H229L230 248ZM242 247V248H241ZM148 248V249H149ZM227 248H229L228 249V252L226 251L227 250ZM234 248V249H233ZM147 249V248H146ZM145 249V250H146ZM150 249H149V251H150ZM239 249V250H238ZM133 250H134V248H133ZM138 252H139V250H138V248L136 249ZM197 250V251H196ZM221 250H224V251H226L225 252V254L223 255V257L222 256H220L221 255V253H224V251L222 252ZM137 251H135L134 250V253L136 252V254H134L133 253V255L131 256V261L132 262H138V257H137ZM220 251H221V253H220ZM133 252V251H132ZM216 253V254H215ZM217 253H219L220 255V257L218 256V254ZM213 255V256H212ZM226 257V256H225ZM213 258H216L215 260H212ZM228 259V258H227ZM211 260V261H210ZM225 260V259H224ZM222 261V264L225 262V261H229L227 264H232V263H230V262H232V261H230L229 259L228 260H225V261ZM240 260H245V261H240ZM137 262H136V264H137ZM215 262V263H214ZM246 262V263H247ZM139 263V262H138ZM226 263V262H225ZM224 263V264H225ZM245 263V264H246ZM1 264V263H0ZM5 264H14L13 262H8V263H5ZM134 264V263H133ZM218 264H221V261H220V263H218Z\"/></svg>","mask_w":264,"mask_h":264}]
</instances>
